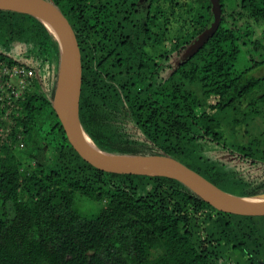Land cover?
<instances>
[{
    "label": "trees",
    "instance_id": "obj_1",
    "mask_svg": "<svg viewBox=\"0 0 264 264\" xmlns=\"http://www.w3.org/2000/svg\"><path fill=\"white\" fill-rule=\"evenodd\" d=\"M50 1L74 33L78 120L100 149L168 155L233 195L264 193V134L247 129L264 120V74H249L264 63V0H218L217 28L177 63L211 21L208 0ZM58 59L38 19L0 9L1 85L15 67L34 73L0 90V264H264V215L221 212L178 180L83 160L51 104ZM83 200L102 204L84 215Z\"/></svg>",
    "mask_w": 264,
    "mask_h": 264
},
{
    "label": "water",
    "instance_id": "obj_2",
    "mask_svg": "<svg viewBox=\"0 0 264 264\" xmlns=\"http://www.w3.org/2000/svg\"><path fill=\"white\" fill-rule=\"evenodd\" d=\"M137 1L140 3L143 0ZM208 1L211 21L182 49L178 61L193 55L217 28L221 13L219 1ZM0 9L34 16L51 37L52 34L45 22L55 31L58 37L59 59L51 104L66 138L83 160L105 171L164 176L178 180L221 212L251 216L264 215V193L255 195L260 199L247 202L244 200L247 196H236L219 189L168 155L104 153L89 147L81 137L83 129L78 120V95L81 81L79 49L66 18L50 0H0Z\"/></svg>",
    "mask_w": 264,
    "mask_h": 264
},
{
    "label": "rangeland",
    "instance_id": "obj_3",
    "mask_svg": "<svg viewBox=\"0 0 264 264\" xmlns=\"http://www.w3.org/2000/svg\"><path fill=\"white\" fill-rule=\"evenodd\" d=\"M182 49H180V51L178 52V55H174L171 57V62H177L179 55L181 53ZM22 68V67H21ZM18 67H15L11 70L12 74L18 75V78L20 79V83H19V79L16 78L15 76L13 77V75L8 74L9 78L6 81V86L4 87L3 85H1V83H3V81L1 80L0 82V90L5 89L6 87H10L12 88V86L17 85L19 86H23L25 85V82H27V80L25 79L26 77H31L34 75V73L29 70V69H21ZM238 70L241 69V66L238 65L237 66ZM0 72L3 74L5 72H7V70L4 68L3 70L1 69ZM10 73V72H8ZM249 74L253 75V76H259L264 74V63L252 68V70L249 71ZM19 83V84H18ZM20 88V87H19ZM16 93H13V96L16 97L18 96L17 94L20 93L19 90H15ZM14 97H10L9 99L7 98L6 100H8V103L10 104V101L14 100ZM10 100V101H9ZM262 117L260 116H256L254 117L253 120H251L249 122V125L247 127V129L252 132V133H262L264 134V120L261 119ZM90 138V137H89ZM91 139V138H90ZM217 150V149H215ZM208 152L206 149L202 151V153ZM216 151H211L208 155L210 157L214 156L216 157V155L219 157V159H221L224 162H227V166L230 165L232 168H234L236 171L239 172L240 176L243 177L245 180H250V179H254L255 177H257L258 175V171L255 169H250L248 168V166L246 165L245 162H241L239 160H237L235 157L233 156H228L227 154H221L219 153H214ZM229 189L228 187H226V190ZM102 204V203H98V204H92L86 200H83L80 202L79 204V212L81 214H91L93 212H95V210L97 209V207ZM223 257L226 258L227 255L223 254ZM229 263H232L231 259H228Z\"/></svg>",
    "mask_w": 264,
    "mask_h": 264
},
{
    "label": "bare ground",
    "instance_id": "obj_4",
    "mask_svg": "<svg viewBox=\"0 0 264 264\" xmlns=\"http://www.w3.org/2000/svg\"><path fill=\"white\" fill-rule=\"evenodd\" d=\"M45 24H46L48 30L51 32L52 37H53V40H55L56 44H58V37H57L55 31L52 29V27H51L48 23L45 22ZM81 137H82L83 141H84L89 147H91V148H93V149H96L97 151H100V152H104V153L107 152V153H110V152H108V151H104V150L100 149V148H99V147H98V146H97V145H96V144H95V143L89 138V136H88L85 132H83V131H81ZM257 199H260V197H258V196H253V197H247V198H244V200L247 201V202L255 201V200H257Z\"/></svg>",
    "mask_w": 264,
    "mask_h": 264
}]
</instances>
